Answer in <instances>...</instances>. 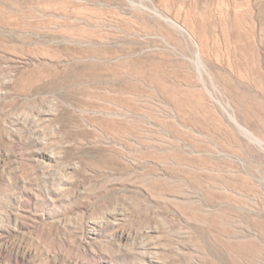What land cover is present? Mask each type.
I'll list each match as a JSON object with an SVG mask.
<instances>
[{
    "label": "rangeland",
    "instance_id": "rangeland-1",
    "mask_svg": "<svg viewBox=\"0 0 264 264\" xmlns=\"http://www.w3.org/2000/svg\"><path fill=\"white\" fill-rule=\"evenodd\" d=\"M0 264H264V0H0Z\"/></svg>",
    "mask_w": 264,
    "mask_h": 264
},
{
    "label": "bare ground",
    "instance_id": "bare-ground-1",
    "mask_svg": "<svg viewBox=\"0 0 264 264\" xmlns=\"http://www.w3.org/2000/svg\"><path fill=\"white\" fill-rule=\"evenodd\" d=\"M198 61H199V63H201L200 62V59L198 58ZM202 65V64H201ZM201 67V66H200ZM207 91H209L210 93H212L210 90H207ZM215 97V96H214ZM218 102H219V100H217ZM220 103V102H219ZM223 108V107H222ZM220 113V112H219ZM231 119L239 126V128H240V130H242L243 132H245L247 135H249V136H251V137H253L254 135H252L251 134V132L250 131H248V130H246L244 127H242L240 124H238L237 123V121H236V119L233 117V116H231ZM254 134V133H253ZM253 139V138H252ZM256 141H260V140H258V139H256ZM262 144V143H261Z\"/></svg>",
    "mask_w": 264,
    "mask_h": 264
}]
</instances>
